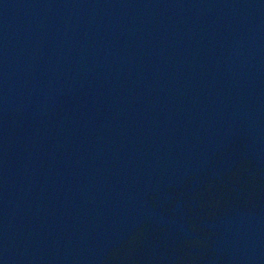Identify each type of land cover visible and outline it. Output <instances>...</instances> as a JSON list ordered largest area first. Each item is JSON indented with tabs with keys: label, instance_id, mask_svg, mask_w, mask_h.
<instances>
[{
	"label": "water",
	"instance_id": "water-1",
	"mask_svg": "<svg viewBox=\"0 0 264 264\" xmlns=\"http://www.w3.org/2000/svg\"><path fill=\"white\" fill-rule=\"evenodd\" d=\"M0 264H264V0H0Z\"/></svg>",
	"mask_w": 264,
	"mask_h": 264
}]
</instances>
